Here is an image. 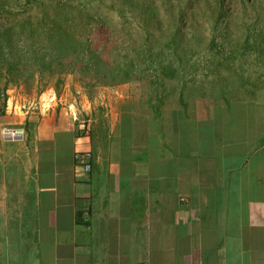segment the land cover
I'll use <instances>...</instances> for the list:
<instances>
[{
  "label": "crops",
  "instance_id": "crops-1",
  "mask_svg": "<svg viewBox=\"0 0 264 264\" xmlns=\"http://www.w3.org/2000/svg\"><path fill=\"white\" fill-rule=\"evenodd\" d=\"M253 40L227 49L225 67L142 83L2 84L0 128L27 134L0 137V264H264V52ZM79 151L92 153L89 172Z\"/></svg>",
  "mask_w": 264,
  "mask_h": 264
},
{
  "label": "trees",
  "instance_id": "trees-1",
  "mask_svg": "<svg viewBox=\"0 0 264 264\" xmlns=\"http://www.w3.org/2000/svg\"><path fill=\"white\" fill-rule=\"evenodd\" d=\"M125 1L128 8H120L123 22L117 26L102 11L103 0H0V77L7 85L32 86L35 80L46 87L56 76L59 87L67 74H75L93 88L168 71L177 76L179 68L197 62L225 67L226 44L218 37L234 55L242 51L243 38L244 46L261 39L264 52V4L257 1L234 0L244 18L238 34L230 30L236 17L225 0ZM209 22L211 34L203 40L198 29ZM251 49L257 51V43ZM202 52H209L203 61Z\"/></svg>",
  "mask_w": 264,
  "mask_h": 264
},
{
  "label": "rangeland",
  "instance_id": "rangeland-1",
  "mask_svg": "<svg viewBox=\"0 0 264 264\" xmlns=\"http://www.w3.org/2000/svg\"><path fill=\"white\" fill-rule=\"evenodd\" d=\"M104 1V4L102 5V8L103 9L102 11L110 18V20H112L113 22H115V24L117 26H120L123 22V18L121 17L120 15V8H128V5L126 3L125 0H103ZM141 0H132L133 3H138L140 2ZM254 1H257V3H262L264 4V0H254ZM158 3H160V0L157 1ZM226 4L228 5L229 7V14L232 16V17H236V19L233 20L234 23H232V26L230 27V30L232 31L233 34H238V27H236L237 25H241V20L244 19L242 18V14H240L242 12V7H240L239 5V1H234V0H225ZM161 6V5H160ZM264 6V5H263ZM163 7V6H162ZM164 8V7H163ZM105 10V11H104ZM237 13V15L234 14ZM247 12H249V14H252V11L251 9H247ZM164 10L161 11V14L164 15ZM199 15L197 16L198 18L201 17L200 16V13L197 12ZM240 15H239V14ZM230 16V17H231ZM165 17V15H164ZM247 18V17H246ZM189 21H187V26L188 28H190V25H189ZM167 25L168 22H167ZM211 25H212V22H209V23H205L203 24L202 27H199L200 29H198V31H200L204 37H203V40H207L210 36V28H211ZM133 33L137 36L136 34V30H133ZM121 34V32H120ZM239 38V37H238ZM234 39H237V38H234ZM124 40V38H123ZM218 42L220 44L224 43L226 44V48H225V52L227 51V47L229 46L227 44V41L226 40H223L221 38L218 37ZM205 44V43H203ZM204 46V45H203ZM261 53H263L261 51ZM209 55V52H202L198 55V57L201 58V60L203 61L206 57ZM39 77L36 75V80L38 79ZM56 76H53L52 78H50V83L51 85H55V82H56ZM147 79H136L135 82L138 83H142V82H145ZM35 81V80H34ZM32 81V83H34L32 86L29 85V84H25L24 82L22 84H25L27 86V88H30V89H33V86L35 85L36 82ZM65 82H67L69 85H72V84H77V85H83V82L79 79V75H75V74H67L65 76ZM5 83V78L4 77H0V86H2V84ZM100 86H106V85H100Z\"/></svg>",
  "mask_w": 264,
  "mask_h": 264
},
{
  "label": "built area",
  "instance_id": "built-area-1",
  "mask_svg": "<svg viewBox=\"0 0 264 264\" xmlns=\"http://www.w3.org/2000/svg\"><path fill=\"white\" fill-rule=\"evenodd\" d=\"M9 100L10 98L7 90L0 86V113L6 112L9 109ZM39 105L49 109L52 106V100L44 99ZM26 134L27 132L24 126L3 125L0 128V137L3 140L22 141L25 139ZM75 158L77 165L85 172H89L91 170V152L79 151L76 153ZM184 199L185 198H183V200Z\"/></svg>",
  "mask_w": 264,
  "mask_h": 264
}]
</instances>
